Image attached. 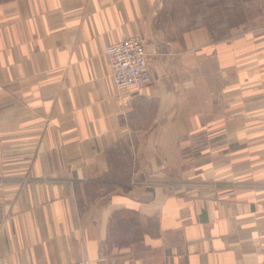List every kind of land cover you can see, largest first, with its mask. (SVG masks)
<instances>
[{
  "label": "crops",
  "instance_id": "0c3cea01",
  "mask_svg": "<svg viewBox=\"0 0 264 264\" xmlns=\"http://www.w3.org/2000/svg\"><path fill=\"white\" fill-rule=\"evenodd\" d=\"M240 2L0 0V264H264V0ZM131 37L151 81L120 93Z\"/></svg>",
  "mask_w": 264,
  "mask_h": 264
},
{
  "label": "built area",
  "instance_id": "2783aa9c",
  "mask_svg": "<svg viewBox=\"0 0 264 264\" xmlns=\"http://www.w3.org/2000/svg\"><path fill=\"white\" fill-rule=\"evenodd\" d=\"M111 78L120 93L139 92L151 81L145 42L131 37L105 48Z\"/></svg>",
  "mask_w": 264,
  "mask_h": 264
},
{
  "label": "rangeland",
  "instance_id": "374dc122",
  "mask_svg": "<svg viewBox=\"0 0 264 264\" xmlns=\"http://www.w3.org/2000/svg\"><path fill=\"white\" fill-rule=\"evenodd\" d=\"M157 1L158 2H160V1L162 2V1H168V0H157ZM169 1L172 2L171 7L172 6L176 7L178 0H169ZM185 2H186V5H187V8L185 9L186 16H188V14L191 15L192 14V11H193V8H192V2H193V0H185ZM165 6H166V8L165 9H162V10H164L163 12H171V14L169 16L175 17V15H176L175 14V8L174 9H169L168 6H167V4ZM233 7H234V19L240 17L242 15V12L245 11V10H242L241 9V2H240V0H234V6ZM249 12H250V10H249ZM248 14H250V13H248ZM248 14H247V16H248ZM249 16L250 17H254L252 14H250ZM174 20L175 19L172 18L171 20L168 21L169 27H170L169 29L176 28V25L174 24V22L172 23V21H174ZM250 20H252V19H250ZM191 26L192 25H190V27ZM216 27L218 28L219 26H216ZM248 27H251V26L233 25L234 30L236 28L237 31L246 30ZM145 44H146V42H145Z\"/></svg>",
  "mask_w": 264,
  "mask_h": 264
}]
</instances>
